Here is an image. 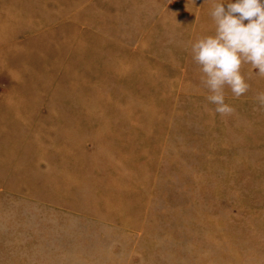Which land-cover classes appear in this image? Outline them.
<instances>
[{
    "label": "rangeland",
    "instance_id": "rangeland-1",
    "mask_svg": "<svg viewBox=\"0 0 264 264\" xmlns=\"http://www.w3.org/2000/svg\"><path fill=\"white\" fill-rule=\"evenodd\" d=\"M217 2L0 0V264H264V75L221 117L191 50Z\"/></svg>",
    "mask_w": 264,
    "mask_h": 264
},
{
    "label": "clouds",
    "instance_id": "clouds-1",
    "mask_svg": "<svg viewBox=\"0 0 264 264\" xmlns=\"http://www.w3.org/2000/svg\"><path fill=\"white\" fill-rule=\"evenodd\" d=\"M210 15L216 25L214 34L196 40L191 50L209 89L207 100L225 117L235 111L226 102L225 88L236 97L249 88L242 65L250 63L264 75V0H229L227 9L219 0ZM257 100L264 106V93L258 94Z\"/></svg>",
    "mask_w": 264,
    "mask_h": 264
},
{
    "label": "crops",
    "instance_id": "crops-1",
    "mask_svg": "<svg viewBox=\"0 0 264 264\" xmlns=\"http://www.w3.org/2000/svg\"><path fill=\"white\" fill-rule=\"evenodd\" d=\"M232 2H235V0H232ZM162 6L167 7L168 13L171 12L173 14L175 19L174 22L181 19V16L183 15H209V0H163V4L161 0V7ZM212 8H214V6ZM60 9L63 10L64 7L61 6ZM31 18L35 19L36 17ZM10 36L13 38L14 34L11 32Z\"/></svg>",
    "mask_w": 264,
    "mask_h": 264
}]
</instances>
